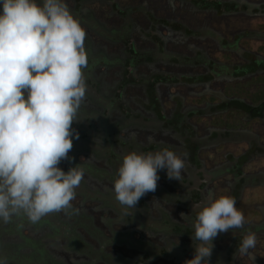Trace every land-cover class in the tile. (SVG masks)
Instances as JSON below:
<instances>
[{"label":"flooded vegetation","instance_id":"af4514ba","mask_svg":"<svg viewBox=\"0 0 264 264\" xmlns=\"http://www.w3.org/2000/svg\"><path fill=\"white\" fill-rule=\"evenodd\" d=\"M74 2L99 22L86 30L79 139L59 167L79 163L85 175L67 212L4 223L0 256L7 264H184L194 254L195 210L226 194L246 223L213 240L209 264H264V0ZM164 147L185 160L183 184L158 170L156 190L122 207L113 181L123 155ZM248 231L257 244L241 254Z\"/></svg>","mask_w":264,"mask_h":264},{"label":"clouds","instance_id":"9594fccd","mask_svg":"<svg viewBox=\"0 0 264 264\" xmlns=\"http://www.w3.org/2000/svg\"><path fill=\"white\" fill-rule=\"evenodd\" d=\"M85 37L66 0H0V222L24 215L37 223L73 207L85 169L78 163L65 172L59 164L72 160L73 139H79L73 122L86 96ZM185 167L182 156L167 147L130 151L113 181L115 199L134 209L156 190L158 170L183 184ZM245 223L230 195L198 207L192 221L194 254L184 264H209L213 240ZM256 244V234L248 231L237 251L247 253ZM0 264L7 258L0 256Z\"/></svg>","mask_w":264,"mask_h":264},{"label":"crops","instance_id":"0c3cea01","mask_svg":"<svg viewBox=\"0 0 264 264\" xmlns=\"http://www.w3.org/2000/svg\"><path fill=\"white\" fill-rule=\"evenodd\" d=\"M37 2H41V0H37ZM69 10L71 11L72 15L77 19L81 20L82 27L84 28L85 32L91 26H95V23L99 22V18L95 17L90 9L85 5L77 6L78 4L74 2V0L66 1ZM88 10V11H86ZM91 12V14H90ZM3 222H0V229H3ZM2 226V227H1Z\"/></svg>","mask_w":264,"mask_h":264},{"label":"rangeland","instance_id":"374dc122","mask_svg":"<svg viewBox=\"0 0 264 264\" xmlns=\"http://www.w3.org/2000/svg\"><path fill=\"white\" fill-rule=\"evenodd\" d=\"M86 11H88V10H86ZM90 14H91V12H90ZM26 242L25 243H29V242H31V243H35V240H34V238L33 237H31V238H26V239H24ZM29 241V242H28ZM41 247H43V244H41L40 245Z\"/></svg>","mask_w":264,"mask_h":264}]
</instances>
